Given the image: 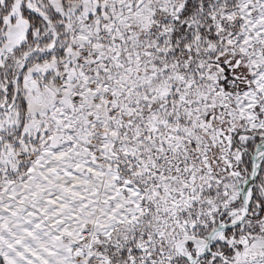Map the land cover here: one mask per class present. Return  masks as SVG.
<instances>
[{"label":"snow or ice","instance_id":"1","mask_svg":"<svg viewBox=\"0 0 264 264\" xmlns=\"http://www.w3.org/2000/svg\"><path fill=\"white\" fill-rule=\"evenodd\" d=\"M0 264H264V0H0Z\"/></svg>","mask_w":264,"mask_h":264}]
</instances>
